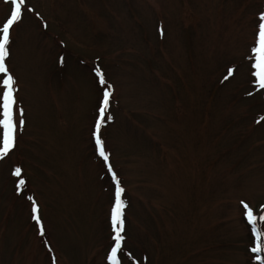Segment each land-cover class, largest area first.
Instances as JSON below:
<instances>
[{"label": "rangeland", "instance_id": "obj_1", "mask_svg": "<svg viewBox=\"0 0 264 264\" xmlns=\"http://www.w3.org/2000/svg\"><path fill=\"white\" fill-rule=\"evenodd\" d=\"M11 9L0 0V27ZM262 17L264 0H25L0 74V104L7 75L16 101L0 264H112L109 166L126 203L119 264H264ZM109 84L106 164L93 131Z\"/></svg>", "mask_w": 264, "mask_h": 264}, {"label": "snow or ice", "instance_id": "obj_2", "mask_svg": "<svg viewBox=\"0 0 264 264\" xmlns=\"http://www.w3.org/2000/svg\"><path fill=\"white\" fill-rule=\"evenodd\" d=\"M12 5L10 18L7 19V22L3 23V26L0 27V74H7L8 69L6 67L5 60L9 56L8 45L10 43V29L13 25L21 19L22 6L25 4V0H10ZM259 23V31L256 39L254 41V46L252 48V52L255 54L256 63L252 65L256 71L253 75L257 78V83L260 89H264V17L261 18ZM95 74L98 78L99 84L103 87L106 84L105 77L103 73L99 70H95ZM232 72L229 70L228 76H231ZM228 76H225V79H228ZM14 83V78L11 75H7L6 78L3 79V84L6 86L7 90L3 92V103L0 104V107L3 108V119L0 120V126L4 129V138H3V148L0 149V155L6 154L10 148L13 147V133L16 130V125L13 123V105L16 103L14 96L12 85ZM112 86L109 84L103 90V99L98 107V116L95 120V127L93 131V138L95 141L97 154L102 157L107 164L108 155L104 150L103 142L100 138V129L102 124L105 122V118L108 121H111L113 118L111 115H107V110L109 107L110 97L112 95L111 92ZM22 110H21V118L19 120V126L23 127L25 121L22 118ZM108 172L112 175L113 182L115 184V203L111 207V217L110 224L112 232L114 233L112 239L115 241V246L111 249V254L108 259L112 262V264H119L117 260V253L121 251V242L125 239L122 233L125 230L124 219H123V209L126 207V203L121 199L124 189L120 186V183L113 172L112 168L108 167ZM20 169H16L14 175H19ZM23 183V182H21ZM31 199V197H29ZM38 208L36 203L33 201L31 206L32 219L39 225L40 219L37 215ZM259 219L264 221V215H260ZM257 220V217L253 215L251 211L247 212V221L249 224H254ZM252 231L255 233L257 229L255 227L252 228ZM40 235H44V229L40 228ZM253 252L261 251L260 246L252 249Z\"/></svg>", "mask_w": 264, "mask_h": 264}]
</instances>
